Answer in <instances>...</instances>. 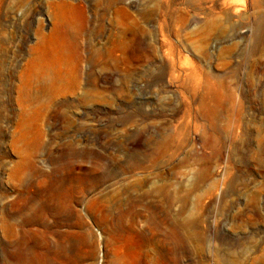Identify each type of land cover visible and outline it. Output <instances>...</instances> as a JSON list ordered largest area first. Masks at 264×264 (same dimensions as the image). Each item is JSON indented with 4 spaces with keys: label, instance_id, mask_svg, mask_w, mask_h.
I'll return each mask as SVG.
<instances>
[{
    "label": "rangeland",
    "instance_id": "obj_1",
    "mask_svg": "<svg viewBox=\"0 0 264 264\" xmlns=\"http://www.w3.org/2000/svg\"><path fill=\"white\" fill-rule=\"evenodd\" d=\"M0 230V264H264V0H0Z\"/></svg>",
    "mask_w": 264,
    "mask_h": 264
},
{
    "label": "bare ground",
    "instance_id": "obj_2",
    "mask_svg": "<svg viewBox=\"0 0 264 264\" xmlns=\"http://www.w3.org/2000/svg\"><path fill=\"white\" fill-rule=\"evenodd\" d=\"M58 33H59V32H57L56 35L53 36V41H54V43H56V44H59V42H60V38H59V34H58ZM57 36H58V37H57ZM39 136H40V135H39ZM39 138H40V137H39ZM23 213H24V212H23ZM35 214H36V213H34V215H35ZM38 214H39V212H38ZM24 215H26V214L24 213ZM27 215H28V214H27ZM39 215H40V214H39ZM39 215H36V217H38ZM39 217H42V216L40 215ZM27 218H28V216H27ZM27 218H26V219H27ZM32 218H33V216L31 215V218H30L31 220H30V219H28V220H24L25 223H24V221L21 220L22 223H23V224H22V223H21V224H22L23 226H25L26 224H28V222L30 223V221H32ZM23 219H24V218H23ZM29 220H30V221H29ZM35 220H36V219H35ZM39 220H40V219H39ZM41 220H42V218H41ZM33 221H34V220H33ZM37 221H38V219H37ZM39 222H41V221H39ZM32 223H33V222H32ZM21 224H20V225H21ZM7 226H8V227H7V231L5 232V234L9 235L8 239L12 237L11 239H9L10 242L12 241V239L15 240L14 238H16V240H17L18 235H21V237H24V238H25V235L27 236V233L30 235V232L27 231L28 229H26V228H25V229H26L27 232H26V231H21L20 234H19L17 228H19L20 226L11 225V224H8ZM28 226H29V225H28ZM26 227H27V226H26ZM19 229H20V228H19ZM23 229H24V227H23ZM1 230H2V229H1ZM1 230H0V231H1ZM20 230H21V229H20ZM2 231H3V230H2ZM29 235H28V236H29ZM2 237H4V236L2 235ZM19 237H20V236H19ZM19 237H18V238H19ZM6 238H7V236H6ZM6 238H5L4 241H6ZM21 239H22V238H21ZM25 239H26V238H25ZM25 239H24V240H25ZM1 240H2V239H1ZM16 240H15V241H16ZM7 241H8V240H7ZM7 241H6V242H7ZM18 241H19V239L16 241V244H18V243H17ZM21 241H22V240H21ZM0 242H1V241H0ZM2 242H3V241H2ZM2 242H1V243H2ZM24 242H25V241H24ZM24 242H23V243H24ZM3 243H4V242H3ZM23 243H20V245L22 244V246H23V245L25 244V243H24V244H23ZM5 244H6V243H5ZM8 244H10V243H8ZM11 244H12V245H11L10 247L13 246V242H11ZM18 245H19V244H18ZM20 245H19V249H20ZM1 246L3 247V245H1ZM1 246H0V247H1ZM7 246H8V245H7ZM7 246H6V247H7ZM2 247H1V248H2ZM10 247H9V248H10ZM14 247H15V246H14ZM12 248H13V247H12ZM5 249H7V248H5ZM5 249H4V250H5ZM27 249H28V248H27ZM27 249H26V250H27ZM7 250H8V249H7ZM14 250H15V249H14ZM23 250H24V247H23ZM9 251H10V250H9ZM11 251H12V250H11ZM27 251H28V250H27ZM29 251H30V250H29ZM14 252H15V251H14ZM16 252H19V251H16ZM9 253H11V252H9ZM21 253H23V252H21ZM26 253H27V252H26ZM29 253H30V252H29ZM0 254H4V253H0ZM5 255H6V254H5ZM11 255H12V253H11ZM16 255L19 256V255H21V254H16ZM25 255H26V254H25ZM28 255H29V254H28ZM28 255H26L25 257H27ZM13 256H14V257H17V256H15L14 254H13ZM21 256L24 257L23 254H22ZM21 256H20V257H21ZM3 257H4V256H3ZM11 257H12V256H11ZM25 257H24V258H25ZM28 257H29V256H28ZM4 258H5V257H4ZM6 258H7V257H6ZM24 258H23V259H24ZM0 259H1V258H0ZM8 259H9V257H8ZM14 259H15V258H14ZM18 259H19V258H18ZM23 259H22V260H23ZM10 260H12V259H10ZM25 260H26V259H25ZM25 260H23V261H25ZM15 261H16V260H15ZM17 262H18V261H17ZM20 262H21V258H20V260H19V263H20ZM15 263H16V262H15ZM21 263H22V264H25L26 262H21ZM27 263H28V262H27ZM16 264H18V263H16ZM29 264H30V262H29Z\"/></svg>",
    "mask_w": 264,
    "mask_h": 264
}]
</instances>
